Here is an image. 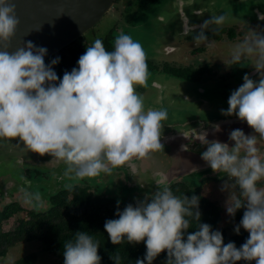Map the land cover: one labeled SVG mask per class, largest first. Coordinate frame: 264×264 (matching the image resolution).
Wrapping results in <instances>:
<instances>
[{"label": "clouds", "instance_id": "9594fccd", "mask_svg": "<svg viewBox=\"0 0 264 264\" xmlns=\"http://www.w3.org/2000/svg\"><path fill=\"white\" fill-rule=\"evenodd\" d=\"M226 19L221 14L205 21L194 43L207 41L204 30L212 24L223 25ZM19 23L15 0H0V140L18 138L28 151L50 155L67 166L65 175L80 179L111 174L126 164L134 167L133 159L143 160L164 149L161 130L167 112L146 109L136 91L137 86H147L149 75L147 55L139 42L121 33L114 50L108 51L97 39L79 57L78 68L65 71L59 79L45 64L46 48L29 41L8 51ZM248 57L254 58L252 66L260 79L255 82L246 74L222 114L236 115L256 135L233 130L229 135L235 142L232 147L209 141L207 133L195 137L207 146L201 158L212 171L226 173L238 186L243 199L230 196L226 211L234 216L237 210L246 209L235 231L239 234L242 227L248 239L240 248L233 242L224 244L222 233L206 223L198 224V230L185 239L190 218L200 219V212L194 211L199 197L181 198L163 187L150 201L129 204L117 211L118 219L104 224L114 245L125 240L145 243L146 254L135 264H152L165 251L166 264H237L241 260L264 264V187H257L264 180V155L256 147L257 136L264 139V34L253 31L236 45L232 65ZM57 63L59 57L51 61V65ZM182 150L187 151V146ZM21 191L25 203L40 204L39 194ZM99 245L88 232H77L74 241L64 244V264H101Z\"/></svg>", "mask_w": 264, "mask_h": 264}, {"label": "flooded vegetation", "instance_id": "af4514ba", "mask_svg": "<svg viewBox=\"0 0 264 264\" xmlns=\"http://www.w3.org/2000/svg\"><path fill=\"white\" fill-rule=\"evenodd\" d=\"M122 7L123 20L116 21L114 27L117 34H128L131 29L138 28L139 21L153 9L164 8L150 22L154 25L153 30L160 35L152 33L157 45L146 52L149 73L147 86L136 88L139 95L147 97V105L155 104L156 96L152 92L156 89L161 93L164 103L168 100L170 106L176 107L177 98L183 99L187 110L183 109V105L179 107H182L187 115H192L193 107L200 109L206 104V94L218 93L220 96L230 97L231 93L243 84L246 74L253 81H259L260 74L252 66L253 57L242 58L239 65H232L231 54L235 46L245 37L252 35L253 31L264 34V19H260L264 16V0H116L108 14L119 15ZM235 7L241 10H236ZM221 14L227 17L225 23L220 26L209 25L204 30L208 40L196 45L193 38L201 32L204 22ZM113 30L98 39L108 38L114 47ZM86 34L70 45L72 48L68 46L48 60L59 57L62 52L68 54L75 48L92 44L86 41ZM50 66L56 72V66ZM193 118L194 116H187L184 123L169 118L162 121L164 126L161 130V140H167L171 144L177 143L182 135L191 130L185 126H193L194 131L199 132L201 125L193 124ZM163 146L164 151L152 153L149 158L133 159L131 164L134 167L126 164L112 169L111 174L101 173L96 177L80 179L65 175L67 166L63 162L58 163L47 158L46 154L23 155L24 145L18 138L12 141L0 140V215L10 213L13 209H17L21 217L23 214L29 217L32 214L46 213L55 207L53 200L56 192L65 188L80 187L86 189L92 197L109 198L119 202L145 201L150 200L151 196L163 187L171 189L177 184H183L187 189L195 190L207 179L220 180L227 177L223 172L209 176L213 171L201 156L188 161L186 167L194 168V171L184 174L182 165L171 164L176 157L172 147L165 143ZM192 147L194 149L197 146L194 144ZM256 147L260 154L264 155V139L259 136ZM206 148V145H200V153L206 151ZM157 153L161 155L155 156ZM158 160H163L167 167L154 174L152 167ZM22 189L39 194L40 204L25 203ZM14 218L15 216L4 220L2 229Z\"/></svg>", "mask_w": 264, "mask_h": 264}, {"label": "trees", "instance_id": "16d2710c", "mask_svg": "<svg viewBox=\"0 0 264 264\" xmlns=\"http://www.w3.org/2000/svg\"><path fill=\"white\" fill-rule=\"evenodd\" d=\"M104 47L108 51L114 50L108 38L101 39ZM92 44H85L79 48L71 50L68 54L60 53L59 63L56 66V74L59 79L63 78L65 71L71 72L73 68H78V59L86 51L87 47ZM57 85L59 80L55 82ZM206 180L201 187L195 190L187 189L183 184H177L171 187L174 195L189 199L195 195L199 197L198 210L200 219L196 221L190 218V227L185 232V239L188 234L198 230V224H208L212 231H220L223 235L224 244L233 242L237 248L246 242L249 233L240 227L239 234H230L226 228L223 218V211L220 205L210 196L203 192L204 184L209 182ZM66 189V190H65ZM56 192L53 202L55 207L43 214H32L29 217H21L17 209H13L10 213L6 212L0 215V259L7 256L10 249L22 244L40 243L42 251L57 259V264H64V244L68 241H74L77 232H88L95 240L100 242L98 254L101 257V264H115V260L119 258V264H135L137 259H143L146 254V245L144 242L139 244H131L126 240L120 245L111 243L104 224L107 220L118 219L117 211L132 204L136 206L138 202L129 200L127 202H119L109 198L92 197L86 189L80 187L65 188ZM243 199L237 186L235 195ZM150 201V200H149ZM119 202V203H118ZM245 208L236 211L231 216L238 226L242 220ZM9 213V214H8ZM15 216L14 224L11 229L5 231L2 229L4 220H8ZM38 256L35 253L21 257L12 264H37ZM167 252L161 253L152 264H166ZM147 264V261H145ZM237 264H255V261H238Z\"/></svg>", "mask_w": 264, "mask_h": 264}, {"label": "water", "instance_id": "95a60500", "mask_svg": "<svg viewBox=\"0 0 264 264\" xmlns=\"http://www.w3.org/2000/svg\"><path fill=\"white\" fill-rule=\"evenodd\" d=\"M115 2L116 0H15L16 15L20 23L8 51L12 53L30 41L37 48L47 49L44 56V61H47L95 28L105 15L111 11ZM157 9L161 11L164 8ZM152 93L157 94L158 91L154 89ZM157 97L154 99L155 102L157 100L155 104H146L145 108L164 110L166 105L162 100L161 93H158ZM220 97L223 98L224 96L221 95ZM228 99L222 102L207 100L205 107H200L198 111H200L202 117L198 118L194 115L193 118V124L201 125L199 132L194 131L195 127L193 126H185L191 130H186L185 135H182L177 143L171 144L167 140H161V143L171 146L172 151L182 157L187 155L198 157L201 156V153L197 148L193 149L192 147L194 144L198 148L203 145L195 138L198 134L207 133L206 138L209 141L218 140L227 143L229 147L235 143L229 139V135L233 130L240 129L246 136L256 135L253 129L236 115L215 118L217 114L222 113V110L226 111L228 109ZM205 113L216 115L214 118L206 120ZM184 115L186 116L187 113L184 112ZM169 120H173V117H170ZM174 121H177L175 117ZM216 126H219V131H216ZM182 146H187L188 150H182ZM188 170H191V168L185 169V171Z\"/></svg>", "mask_w": 264, "mask_h": 264}, {"label": "rangeland", "instance_id": "374dc122", "mask_svg": "<svg viewBox=\"0 0 264 264\" xmlns=\"http://www.w3.org/2000/svg\"><path fill=\"white\" fill-rule=\"evenodd\" d=\"M181 0H178V2ZM176 3L174 2L173 5H175ZM236 10H241L239 7H235ZM121 13L119 15H113L112 13L108 14L107 16H105L103 18V20L92 30H90L87 34H86V41H88L89 43H94L95 40H97L100 37H104L106 36L111 30L114 31V36L115 39L118 35H120V32L117 34L116 33V28L115 27V22L116 21H120L123 20V16L122 12L124 10V7H122L121 9ZM243 11H240V13H242ZM160 14V11L158 9H153V11H151L150 13H148L147 15H145L142 20L139 21L138 23V28L135 29H131L130 32L127 35H130L131 38L134 41L139 42L145 52H149L151 49L155 48L157 45V40L154 38V34L157 33L158 35H160L158 32H155L154 29V25L150 22L151 20L154 18V16H157ZM118 16V17H117ZM115 20V21H114ZM153 22V21H152ZM157 23V20L155 21ZM160 28V27H159ZM152 33L153 36H152ZM163 35V34H162ZM161 35V36H162ZM163 39V38H162ZM81 42V41H80ZM225 45V44H224ZM70 48H72L70 46ZM69 51V50H68ZM66 51V52H68ZM52 60H48L45 62L46 65H50ZM190 85L192 83H189ZM153 85V83H152ZM158 93L155 94L156 98ZM143 100H144V105L148 104L149 101L146 100V96H143ZM205 98L208 101H212V102H217L220 101L222 102L223 100L225 101L226 98L229 97H220V95H218V93L215 94H206ZM157 102V100H156ZM155 102V103H156ZM166 106L164 107V110H166L167 112V118L175 117V120H180V123H184L185 119L187 116L189 117H193L194 115L198 118H201L202 115L200 113V111H198L199 109L197 107H193L191 113L192 115H184L183 112H185V110H187V104L186 102L181 99V98H177L176 101V107L170 106L168 103V100L165 104ZM183 105L185 110L181 109L179 106ZM170 106V107H169ZM186 107V108H185ZM205 107V105H204ZM228 107V106H227ZM226 107V108H227ZM216 114L214 113H205V119L209 120L214 118ZM219 117H228L227 115L224 114H217V116L215 118H219ZM198 149L199 152H201V150L196 147ZM22 149H25L24 147ZM23 155L26 156H35L36 153L30 152L27 149H25L23 152ZM160 153H157L155 156H160ZM47 158H50L51 160L61 163V161L56 160L55 158L51 157L50 155H47ZM193 157L192 156H180L178 154H176V157L173 158L172 160V165L176 164L178 166L182 165V169L184 174H187L191 171H194V168L188 171H185V169H187L188 167H186V164L188 163V161H192ZM154 165V164H153ZM152 165V166H153ZM167 164L163 161V160H158L157 163L152 167L154 168V170H152V172L155 174V172H158L159 169H166ZM178 169V168H177ZM169 174V173H168ZM211 175H216L217 173L211 172L209 173V176ZM178 175V174H177ZM177 177V176H176ZM141 178V177H140ZM143 179V178H141ZM146 179V177H145ZM141 181V180H139ZM144 184L146 185V183L144 182ZM148 184V183H147ZM150 185V184H148ZM257 187H264V180L260 181L257 185ZM149 189V188H148ZM203 192L205 194H207L208 196H210L214 201H216L222 211H223V218H224V223L223 225L229 229V233L230 234H234L236 233L235 229L237 227L236 223L234 221H232L231 216L227 213L226 211V205H227V201L229 199L230 196H235L237 193V185H235L234 180L230 179L228 176L227 177H222L220 180H213L210 179L209 182L204 184V190ZM26 218L27 216L25 214H23V218ZM15 220L11 219L10 221H8L4 226V230L8 231L11 229L12 225L14 224ZM35 253L38 256V262L37 264H57V259L51 255H49L48 253H44L42 251V247L40 245V243H31V244H22V245H18L15 248L10 249L9 253L7 254L6 257L0 259V264H12L14 261L18 260L21 257L27 256L29 254Z\"/></svg>", "mask_w": 264, "mask_h": 264}]
</instances>
